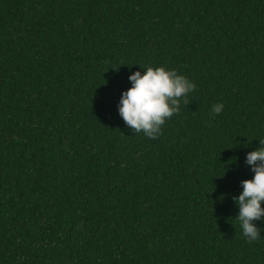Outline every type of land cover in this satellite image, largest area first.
<instances>
[{
	"label": "trees",
	"instance_id": "obj_1",
	"mask_svg": "<svg viewBox=\"0 0 264 264\" xmlns=\"http://www.w3.org/2000/svg\"><path fill=\"white\" fill-rule=\"evenodd\" d=\"M136 64L196 85L156 139L118 112ZM259 139L264 0H0V264H264Z\"/></svg>",
	"mask_w": 264,
	"mask_h": 264
},
{
	"label": "clouds",
	"instance_id": "obj_2",
	"mask_svg": "<svg viewBox=\"0 0 264 264\" xmlns=\"http://www.w3.org/2000/svg\"><path fill=\"white\" fill-rule=\"evenodd\" d=\"M140 69L143 71L129 75L131 87L121 93L118 112L134 134L142 132L145 137L156 139L165 121L180 111L181 98L192 92L196 85L175 69L165 66L145 65ZM223 108L222 103L213 104L210 113L218 115ZM259 144L258 148L247 152L244 159L253 173L252 178L242 180V191L232 197L238 207L234 218L248 242L261 239V228L255 221L264 220V139H259Z\"/></svg>",
	"mask_w": 264,
	"mask_h": 264
}]
</instances>
